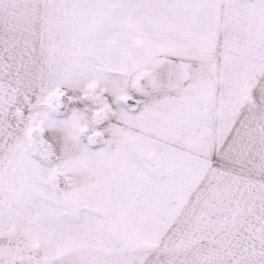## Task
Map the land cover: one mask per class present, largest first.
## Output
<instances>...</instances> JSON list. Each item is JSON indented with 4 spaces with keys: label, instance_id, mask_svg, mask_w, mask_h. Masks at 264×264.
Instances as JSON below:
<instances>
[{
    "label": "snow or ice",
    "instance_id": "1",
    "mask_svg": "<svg viewBox=\"0 0 264 264\" xmlns=\"http://www.w3.org/2000/svg\"><path fill=\"white\" fill-rule=\"evenodd\" d=\"M0 264H264V0H0Z\"/></svg>",
    "mask_w": 264,
    "mask_h": 264
}]
</instances>
